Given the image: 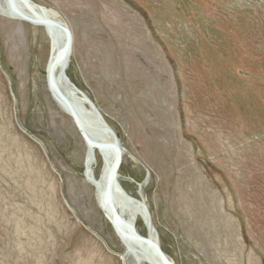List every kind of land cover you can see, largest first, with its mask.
I'll return each mask as SVG.
<instances>
[{
	"label": "rangeland",
	"instance_id": "rangeland-1",
	"mask_svg": "<svg viewBox=\"0 0 264 264\" xmlns=\"http://www.w3.org/2000/svg\"><path fill=\"white\" fill-rule=\"evenodd\" d=\"M32 1L70 29L66 74L116 132L118 181L162 250L264 264V0ZM49 52L42 27L0 13V264H123Z\"/></svg>",
	"mask_w": 264,
	"mask_h": 264
},
{
	"label": "bare ground",
	"instance_id": "bare-ground-1",
	"mask_svg": "<svg viewBox=\"0 0 264 264\" xmlns=\"http://www.w3.org/2000/svg\"><path fill=\"white\" fill-rule=\"evenodd\" d=\"M0 13L6 17L19 19L44 29L47 36L50 38V52L45 72L46 78L50 80L52 87H49L48 84L47 87L60 109L72 118L64 101L60 97V92L63 93L64 90H66L61 76L64 63L61 60H54V55L57 50L62 48L63 44L65 46L66 43V39L57 23V19L59 18L58 12L45 6L39 9L33 8V6H25L24 4L19 5L16 9H12L7 4L6 0H0ZM71 50L72 41L70 47L66 50L65 60L67 59V64L64 68L65 72L69 64ZM53 84H55V86ZM84 143L86 145L85 171L88 172L90 169L93 175L92 178L88 173L85 175V178L89 184L94 186L98 201V194L102 188L103 182L93 174V165L96 161V154H99L102 159V165L105 167L109 158L108 151L103 148L98 149L92 147L85 141ZM123 191L124 192H120L119 189H117L116 194L119 198L118 201H115L113 209L108 204H98L124 246V252L121 254L123 264H168L154 247V234L149 227H147V218L139 203L140 198L132 197L124 189ZM138 218H141L146 226V235L140 234L136 227Z\"/></svg>",
	"mask_w": 264,
	"mask_h": 264
},
{
	"label": "water",
	"instance_id": "water-1",
	"mask_svg": "<svg viewBox=\"0 0 264 264\" xmlns=\"http://www.w3.org/2000/svg\"><path fill=\"white\" fill-rule=\"evenodd\" d=\"M6 1L9 7L12 9H16L21 4H24L25 6H33V8H39V9H41L42 7L44 8V6L37 4L32 0H6ZM57 23L63 36L66 39L65 46L63 44L62 48H59L54 55V60H61L64 63L61 76L65 85L64 87H66V90H64L63 92L65 94L60 92V97L64 101L67 110L71 114L75 126L78 129L84 141L92 147H96L98 149L103 148L108 151L109 158L106 162L105 167L102 165L100 174L98 176V178L101 179L103 182L102 188L98 194V204L99 205L108 204L113 209L115 201H118L119 198L116 194L117 189H119L120 192H124L122 186L118 181V169L122 159L123 147L120 144L116 132L105 120L98 107L87 96L86 93H84L81 89H79L69 79L66 72L64 71V68L67 64V59L65 60L66 50L68 47H70L72 36L70 29L62 20L60 15L59 18L57 19ZM46 81L48 86L52 87L50 80L47 79ZM53 85L55 86V84ZM85 170L86 168L84 167V175L89 173L90 177L93 178L92 171L89 169V171L86 172ZM139 196H140V200H139L140 206L142 207L145 216L147 218V227H149V229L154 234L153 242L156 251L168 264H175L170 259V257L162 250L159 244L156 230L152 225L150 213L144 199L142 198L140 189H139Z\"/></svg>",
	"mask_w": 264,
	"mask_h": 264
},
{
	"label": "trees",
	"instance_id": "trees-1",
	"mask_svg": "<svg viewBox=\"0 0 264 264\" xmlns=\"http://www.w3.org/2000/svg\"><path fill=\"white\" fill-rule=\"evenodd\" d=\"M69 76V75H68ZM70 80H72L71 79V77H70ZM72 82L74 83V84H76L73 80H72ZM76 86H78L77 84H76ZM79 87V86H78ZM97 155V154H96ZM98 161H99V163H100V157H98ZM120 166H121V164H120ZM97 177V176H96Z\"/></svg>",
	"mask_w": 264,
	"mask_h": 264
}]
</instances>
